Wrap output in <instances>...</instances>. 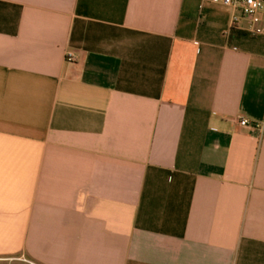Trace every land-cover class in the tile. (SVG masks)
<instances>
[{"label": "crops", "instance_id": "1", "mask_svg": "<svg viewBox=\"0 0 264 264\" xmlns=\"http://www.w3.org/2000/svg\"><path fill=\"white\" fill-rule=\"evenodd\" d=\"M231 16L0 0V264H264V30Z\"/></svg>", "mask_w": 264, "mask_h": 264}, {"label": "built area", "instance_id": "2", "mask_svg": "<svg viewBox=\"0 0 264 264\" xmlns=\"http://www.w3.org/2000/svg\"><path fill=\"white\" fill-rule=\"evenodd\" d=\"M221 4L229 7L232 11L231 21L233 26H237L241 20L248 22V29L251 33H259L264 30V0H216ZM67 61H74L75 56L73 52L69 51L66 54ZM240 125L246 126L251 124L247 118L239 119ZM258 126L257 123H252ZM264 127V122L262 123ZM20 260L28 264H36L25 258Z\"/></svg>", "mask_w": 264, "mask_h": 264}]
</instances>
